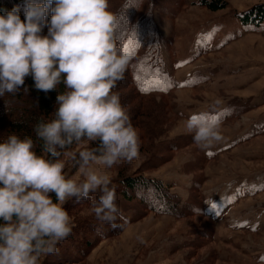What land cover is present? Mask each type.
Masks as SVG:
<instances>
[{"label": "rangeland", "instance_id": "rangeland-1", "mask_svg": "<svg viewBox=\"0 0 264 264\" xmlns=\"http://www.w3.org/2000/svg\"><path fill=\"white\" fill-rule=\"evenodd\" d=\"M127 1L109 0L113 11L129 4L124 22H117V46L127 49L138 82L159 69L172 86L149 97H135L134 88L119 92L132 125L143 122L139 155L98 169L115 186L127 221L117 220L121 232L100 225L93 203L70 199L64 207L74 225L71 239L41 256L40 264H264V25L241 22L264 0H222L226 8L218 12L200 6L202 0ZM125 27L129 38L119 34ZM133 34L138 39L128 41ZM142 43L141 52L151 57L138 55L137 66L134 52ZM217 98L223 103L214 107ZM140 105L151 119L135 118ZM201 112L221 121L222 139L208 147L185 128L187 118ZM63 160L67 176L82 179L71 156ZM125 178L162 184V198L151 197V210L140 198L148 190L124 201Z\"/></svg>", "mask_w": 264, "mask_h": 264}, {"label": "clouds", "instance_id": "clouds-1", "mask_svg": "<svg viewBox=\"0 0 264 264\" xmlns=\"http://www.w3.org/2000/svg\"><path fill=\"white\" fill-rule=\"evenodd\" d=\"M116 28L109 0H26L23 20L20 6L0 14V97L17 93L28 76L45 93L65 87L54 118L34 127L43 154L31 137L11 134L0 142V264H40L41 256L56 252L74 226L64 207L70 199L99 193L92 211L100 225L117 227L123 218L115 186L98 170L131 161L140 149L139 134L113 91L131 59L117 46ZM222 103L217 98L213 106ZM185 128L201 147L222 139L221 121L207 112L191 114ZM84 141L98 143L67 153L82 177L69 178L62 157Z\"/></svg>", "mask_w": 264, "mask_h": 264}, {"label": "trees", "instance_id": "trees-1", "mask_svg": "<svg viewBox=\"0 0 264 264\" xmlns=\"http://www.w3.org/2000/svg\"><path fill=\"white\" fill-rule=\"evenodd\" d=\"M129 1V0H128ZM127 1V4L129 3ZM26 3V0H0V14H4L7 11H11L13 7L20 6V16L21 19H24V5ZM114 1L112 2V5ZM140 1L136 4L135 8L137 9L139 7ZM143 4V2H141ZM110 5V4H109ZM129 6V4L127 5ZM118 8L117 11H113V9H109L111 12L116 14L117 22L121 24V22H124V17L126 16V13L128 12V7ZM200 6L208 9L211 12H218L226 8V3L222 0H202L200 2ZM51 17V11L50 8L48 10V15L46 16V21L50 20ZM123 17V18H122ZM120 20V21H119ZM243 27H251L254 29H258L262 25H264V6L255 8L251 13H248L244 16V18L241 19ZM119 24V25H120ZM117 26L119 28L120 26ZM127 25V24H126ZM128 28L125 27V29L119 30L120 36L124 38H129V31ZM43 34H47V28L43 30ZM134 38H137L136 34L131 35L129 40H133ZM138 39V38H137ZM155 43V42H149L148 44ZM146 43H142L139 48L137 49V52H134V63L138 66V64L142 63V61H139L137 59L138 55H143L144 57H151L148 54H144L141 52L145 49ZM153 46H156L158 48V44H154ZM120 46L119 48H121ZM149 48V47H147ZM136 59V60H135ZM150 65V63H149ZM151 67V66H149ZM153 68V67H151ZM153 79L144 80L142 82H138L135 77V72L132 67V61L130 60L129 68L125 73V78L117 83V86L113 89L115 92H120L122 89H131L134 88L136 92H133L135 97H141L146 96L149 97L152 94L155 93H169L168 87L166 86V82L161 83L157 80ZM149 82V83H145ZM34 80L31 76H28L25 78V84L24 86L15 94L12 93H5L3 97H0V142H3L7 137L11 134H15L19 136L20 138L24 137H31L35 143V151L38 155L43 154L42 153V145L43 141L38 140L35 132L34 127L36 124L43 118L45 121L51 120L54 118V112L56 111V97L58 93H61L65 91V87L63 84L59 85L56 90L50 91L48 93H45L43 91H39L34 86ZM145 83V84H144ZM125 87H122V86ZM146 87L149 90L148 91H142L141 88ZM166 89V90H165ZM120 95V94H119ZM135 118H145L151 119L148 115L144 112V106H139V111L136 112V115H134ZM141 124L143 125V122H140L133 126L136 131L140 130ZM149 126V124L147 125ZM146 126V127H147ZM98 142L91 143V148H94L97 146ZM77 146V144H73L71 148L66 150V154L62 157L67 155V153H70L74 150V148ZM121 186L125 189L124 192L122 191L121 197L124 199V201H134L135 199L139 198L138 195L143 193L145 190H148V193H144L145 197H140L141 202H143V205H146L148 209H153L152 200L151 197H155L157 199L162 198V195L164 193V186L159 183H155L152 181H148L143 178H125L121 180L120 182ZM142 191V192H141ZM151 192V195L149 194ZM156 192V194H155ZM53 199L55 200V197L53 196ZM74 199V198H73ZM72 199V200H73ZM74 201H76L74 199ZM71 202V201H70ZM77 202V201H76ZM79 202H89L90 204L92 201L88 199L81 200ZM78 203V202H77ZM164 210V209H162ZM164 212H172L171 209H166ZM123 221V223L127 222L126 220L120 219ZM116 228V227H115ZM118 230H116L115 233H120V227L117 226ZM96 230V229H93ZM71 239L69 236L66 238V240ZM93 244H90L88 246V249L92 248ZM82 254L85 255L86 252L82 251Z\"/></svg>", "mask_w": 264, "mask_h": 264}, {"label": "snow or ice", "instance_id": "snow-or-ice-1", "mask_svg": "<svg viewBox=\"0 0 264 264\" xmlns=\"http://www.w3.org/2000/svg\"><path fill=\"white\" fill-rule=\"evenodd\" d=\"M125 50L127 51V49H125ZM181 66H182V64L177 65V67H181ZM151 74H152L154 80H157V81H159L161 83L166 82L167 83V87H171L172 86L171 82H170V80H168L167 76L165 74H163L159 69H155ZM137 80L138 81L140 80L139 76L137 77ZM181 86L183 87L185 85H181ZM141 90L142 91H148L149 89L142 86ZM262 259H264V257H262Z\"/></svg>", "mask_w": 264, "mask_h": 264}]
</instances>
